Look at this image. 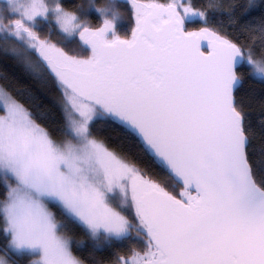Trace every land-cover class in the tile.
Listing matches in <instances>:
<instances>
[{"label":"snow or ice","instance_id":"1","mask_svg":"<svg viewBox=\"0 0 264 264\" xmlns=\"http://www.w3.org/2000/svg\"><path fill=\"white\" fill-rule=\"evenodd\" d=\"M129 3L131 38L108 41L107 21L92 28L60 3L7 0L18 18L0 17V32L38 52L62 89L72 135L57 142L24 106L0 94V224L9 246L39 249L32 264H83L55 205L93 239L135 232L143 255L117 264H264V182L249 163L248 128L234 97L239 66L264 76V59L208 26L185 31L188 17L205 14L182 0ZM49 17L90 53L73 55L39 38L33 26ZM97 117L138 138L182 186L179 196L93 138ZM116 191L119 205L109 195Z\"/></svg>","mask_w":264,"mask_h":264},{"label":"trees","instance_id":"2","mask_svg":"<svg viewBox=\"0 0 264 264\" xmlns=\"http://www.w3.org/2000/svg\"><path fill=\"white\" fill-rule=\"evenodd\" d=\"M101 3L102 0H96ZM192 7L205 14L203 22L187 23L189 29L208 26L218 34L245 47V53L252 49L254 60L264 59V0H189ZM253 5L249 7V4ZM81 0H62V7L85 15L77 7ZM118 7L124 18L113 30L120 39H130L134 18L129 0H118ZM90 27L101 26V18L95 11L86 13ZM18 18L6 12V20ZM34 30L39 38L62 46L70 54L85 56L90 53L75 36H63L51 19L38 18ZM111 39V35L105 34ZM36 55L29 53L25 43L0 33V86L17 102L24 106L39 125L45 128L57 142L70 137L65 110L62 105V89L48 68L36 61ZM39 64V65H38ZM43 68V69H42ZM241 82L235 90L236 105L245 115L248 128L247 155L253 174L258 182H264V80L256 78L251 68L239 67ZM92 137L136 166L148 178L162 183L169 191L179 196L182 186L145 151L138 138L128 133L118 122L108 117L98 118L90 128ZM6 193L4 180L0 175V198ZM57 220H64L63 232L71 239L72 250L84 264H117L120 257H130L133 252L143 255L144 241L131 234L123 240H105L103 236L93 239L81 226L65 217L61 210L51 205ZM131 216V210L127 213ZM9 238L0 224V253L13 264H27L28 257L12 254L7 245Z\"/></svg>","mask_w":264,"mask_h":264},{"label":"rangeland","instance_id":"3","mask_svg":"<svg viewBox=\"0 0 264 264\" xmlns=\"http://www.w3.org/2000/svg\"><path fill=\"white\" fill-rule=\"evenodd\" d=\"M48 2H49V4L50 5H54L55 3H60V4H62V0H48ZM182 2L184 3V4H186V5H190L191 7H192V5L190 4V2H189V0H182ZM4 3H7V0H0V17H3L5 20H6V13H4L3 12V10H2V8H3V4ZM18 3H20V4H23V3H25V0H18ZM194 10H196V11H199V10H197L195 7H192ZM7 12L9 13V15H17L18 16V14L17 13H15V12H11L10 10H9V5H8V8H7ZM38 19V18H37ZM49 19H51V21L56 25V23H55V21H54V18H52V17H49ZM186 20H188L189 22H203V21H205V15H204V17L203 18H199V17H188ZM5 22H7V21H5ZM56 27H57V29H58V26L56 25ZM59 30V29H58ZM60 31V30H59ZM4 37H9V38H14V39H16L17 41H20V42H24L25 43V48H26V50L29 52V53H33V54H35L36 56V61L38 60V63L41 61V58L39 57V55H38V52L36 51V50H34V49H32L31 47H30V45H29V43H28V41L26 40V39H17V38H15V37H12V36H10V35H8L6 32H0ZM61 33V32H60ZM63 36H65V37H67L68 39H71V38H73V37H75V36H77V35H73V36H66V35H64L63 33H61ZM107 35H111V39H108V38H105L106 40H108V41H112V40H114V39H116L115 37L113 38V35H114V32H113V30L112 31H109V32H107L106 33ZM257 61H259V60H257ZM40 64L42 65V67H43V65H44V63L41 61L40 62ZM246 65H248L247 63H245ZM39 65V64H38ZM249 66V65H248ZM250 67V66H249ZM43 69V68H42ZM253 75L256 77V78H259V79H261V80H264V76H259V75H256L254 72H253ZM63 93V92H62ZM0 94H3V95H5V96H7V97H10L11 99H13V100H15L4 88H2L1 86H0ZM61 99H62V105H63V107H64V110H65V108H66V104H65V99H64V96H63V94H62V97H61ZM16 101V100H15ZM17 102V101H16ZM19 103V102H18ZM0 112H2V109H0ZM65 115H66V120H67V113H66V111H65ZM98 118H100V117H97L93 122H92V124L98 119ZM67 124H68V120H67ZM91 124V125H92ZM91 125H90V128H91ZM68 130H69V133H70V137H69V139H71L72 138V135H71V132H70V129H69V125H68ZM93 138H95V137H93ZM68 139V140H69ZM95 139H97V138H95ZM97 140H99V141H102V140H100V139H97ZM60 142V141H59ZM103 142V141H102ZM132 164V163H131ZM1 176H2V174H0ZM2 178H3V176H2ZM110 195V199L113 201V203L114 204H117V205H119L120 204V202H121V195H120V193L118 192V191H116V192H113V193H110L109 194ZM53 210V209H52ZM125 211L127 212V213H129V211H130V209H125ZM58 221H59V223H60V226H62L63 224H64V220H60V219H58ZM63 228L61 227V230H62ZM64 230H62V232H63ZM63 234H65L64 232H63ZM5 235H6V233H5ZM66 235V234H65ZM8 238H9V243H8V245H7V248H8V250L12 253V254H14V255H17V256H19V257H23V256H27L28 257V261H27V264H32V261L33 260H38L39 259V257H40V255H41V253H40V250L39 249H36V250H30V249H24V250H20V251H17V250H14L13 248H11L10 246H9V244H10V236H8V235H6ZM67 236V235H66ZM75 255V254H74ZM0 259H2L4 262H5V264H13V263H11L10 261H9V259L7 258V256L6 255H3V254H1L0 253ZM79 259V258H78ZM84 264V263H83Z\"/></svg>","mask_w":264,"mask_h":264},{"label":"clouds","instance_id":"4","mask_svg":"<svg viewBox=\"0 0 264 264\" xmlns=\"http://www.w3.org/2000/svg\"><path fill=\"white\" fill-rule=\"evenodd\" d=\"M85 15L81 18V14L73 12V15L77 16L82 23L90 24L91 21L87 18L86 13L89 11H95L101 18V26L107 21L111 25V31L115 29L117 23L121 22L124 18V13L118 7V0H102L101 3H97L96 0H81V3L77 5ZM8 4H3V12L6 13Z\"/></svg>","mask_w":264,"mask_h":264},{"label":"water","instance_id":"5","mask_svg":"<svg viewBox=\"0 0 264 264\" xmlns=\"http://www.w3.org/2000/svg\"><path fill=\"white\" fill-rule=\"evenodd\" d=\"M184 30H185V23H184ZM185 31H186V30H185ZM197 31H198V30H197ZM206 48H207L206 42H202V43H201V50L204 51ZM89 49H90V48H89ZM205 54H207V53H205ZM41 61H42V59H41ZM42 62H43V61H42ZM43 63H44V62H43ZM44 65L46 66L45 63H44ZM240 66H241V65H240ZM240 66H239V67H240ZM46 67H47V66H46ZM48 70H49V69H48ZM49 71H50V70H49ZM237 87H238V86H237ZM237 87H236V88H237ZM234 93H235V92H234ZM235 103H236V101H235Z\"/></svg>","mask_w":264,"mask_h":264},{"label":"flooded vegetation","instance_id":"6","mask_svg":"<svg viewBox=\"0 0 264 264\" xmlns=\"http://www.w3.org/2000/svg\"><path fill=\"white\" fill-rule=\"evenodd\" d=\"M187 23H188V20H185V30H186V31H197V30H199V29H189ZM115 38H116V37H115ZM206 50H207V48H206L204 51H206ZM206 53H207V52H206Z\"/></svg>","mask_w":264,"mask_h":264}]
</instances>
